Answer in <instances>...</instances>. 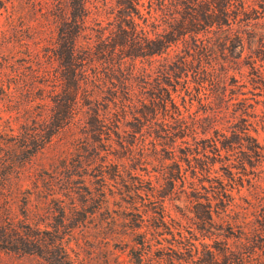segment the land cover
Segmentation results:
<instances>
[{
	"label": "rangeland",
	"instance_id": "rangeland-1",
	"mask_svg": "<svg viewBox=\"0 0 264 264\" xmlns=\"http://www.w3.org/2000/svg\"><path fill=\"white\" fill-rule=\"evenodd\" d=\"M185 1L138 0L128 16L123 0H87L81 46L130 20L175 39L124 57L121 72L101 65L89 91L102 96L78 95L40 142L51 82L32 74L55 67V1L0 0V127L25 138L0 139V173L9 158L22 165L0 264H264V238L250 249L264 230V0L207 28Z\"/></svg>",
	"mask_w": 264,
	"mask_h": 264
},
{
	"label": "trees",
	"instance_id": "trees-1",
	"mask_svg": "<svg viewBox=\"0 0 264 264\" xmlns=\"http://www.w3.org/2000/svg\"><path fill=\"white\" fill-rule=\"evenodd\" d=\"M56 11L53 14L54 35L51 41V46L47 48L45 53L51 60L55 61V67L50 70L42 68L35 69L32 77L38 74L44 77V80H49L50 101L51 105L46 115L43 117V135H40V142H47L52 134L68 124L75 116L78 107V95H81V103H90V100L98 99V96L89 91V86H95L96 79L100 78L98 73L99 67L104 65L108 73L115 74L121 72L122 60L124 57L135 59L139 55H152L160 52H166L175 38L169 37L166 33H159L154 37H148L139 28L137 23L130 20L127 27H118L120 36L114 37L111 32L107 34L103 31L96 35V39L91 44L79 45L78 37L85 26L87 15V0H54ZM138 0H123L126 7V15H131L134 12L135 4ZM201 0H188L184 2V7L187 14L191 17L190 21L196 22L203 28H207L214 24L215 26L228 25L229 19L238 16L244 12L247 5L246 0H203V9L197 8ZM199 15L196 17L195 15ZM202 47H206L205 43ZM26 51V49H25ZM27 58L30 57L28 50L24 54ZM110 69V71H109ZM92 72V74H91ZM106 76V75H105ZM0 74V93L10 96L8 85L3 86V79ZM39 78V77H38ZM49 78V79H48ZM85 100H87L85 102ZM84 101V102H83ZM18 137V139H16ZM0 139H5L6 147H15L16 142L20 140L23 144L25 138L19 139L15 134L8 136L0 127ZM11 140V141H10ZM4 141V140H3ZM18 143V144H19ZM216 141L211 144L215 146ZM21 151H26L32 154L37 146L30 145L27 149L23 145ZM26 148V150H25ZM30 149V150H29ZM5 170L0 173V188L6 187V191L0 190L2 196V209L0 213V228L2 232L13 231L15 235L16 225L12 216L11 203L13 199L9 195L11 193H21L22 183L20 182L19 174L22 171V165L15 160L9 158L5 162ZM25 200V198H24ZM26 203V201L24 202ZM251 251L264 238V230H259L253 227ZM254 242V243H253Z\"/></svg>",
	"mask_w": 264,
	"mask_h": 264
}]
</instances>
